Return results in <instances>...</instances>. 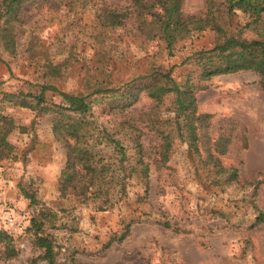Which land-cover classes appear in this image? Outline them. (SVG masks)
I'll return each mask as SVG.
<instances>
[{
	"label": "rangeland",
	"instance_id": "obj_1",
	"mask_svg": "<svg viewBox=\"0 0 264 264\" xmlns=\"http://www.w3.org/2000/svg\"><path fill=\"white\" fill-rule=\"evenodd\" d=\"M83 1L27 5L21 20L12 24L15 51L8 53L0 42V115L12 119L6 140L14 148L9 158L0 160V231L13 239L16 264H31L38 255L27 230L41 205L53 214L44 229L55 238L58 264H264V223L249 229L254 214L247 205L253 199L264 213V92L253 73L199 81L205 88L197 91V109L212 115L210 138L229 140L226 153L219 156L224 173L207 179L202 161L189 153L186 144L177 143L168 163L160 170L152 168L148 192L140 179L133 178L128 181V198L112 209L99 212L91 200L81 203L57 191L55 185L66 162L64 143L54 140L47 117L2 104L3 94L35 91L36 85L46 83L86 96L96 80L122 85L145 74L153 62L164 70L174 66L172 76L178 82L189 78L197 83L200 69L192 55L212 48L214 41L206 31L180 41L168 57L158 41H145L133 20L102 29L95 17L97 6H84ZM104 2L113 8L128 5L127 0ZM203 7L204 0H185L187 13ZM247 22L241 13L220 18L230 34L243 30ZM243 36L252 39L256 32L247 28ZM46 57L59 67V77L47 76ZM90 99L93 121L107 127L120 121V115L109 113L115 98L97 95ZM152 105L141 95L132 111ZM155 140L151 133L142 137L146 148ZM233 170L239 183L233 180ZM244 182H254L258 188L243 186ZM26 190L35 194L36 204L22 194ZM10 213L12 225L6 222ZM130 219L138 222L128 237L107 247ZM165 222L172 227L164 228Z\"/></svg>",
	"mask_w": 264,
	"mask_h": 264
},
{
	"label": "trees",
	"instance_id": "obj_2",
	"mask_svg": "<svg viewBox=\"0 0 264 264\" xmlns=\"http://www.w3.org/2000/svg\"><path fill=\"white\" fill-rule=\"evenodd\" d=\"M48 1L72 5L78 0H0V42L5 51H15L12 24L21 20L25 7ZM127 2L123 8H113L104 0H84L82 5L97 6L95 17L102 29L123 26L133 20L135 30L145 41H158L168 57L174 55L180 41L206 31L212 33V48L198 50L192 55L200 69L197 83L189 78L178 82L172 76L174 66L164 70L153 62L145 74L122 85L112 86L110 82L98 81L94 77L96 85L86 96L68 94L44 83L36 85L35 91L6 93L1 98L2 104L30 109L48 118L54 140L64 143L66 149L65 166L55 185L57 191L61 196H73L81 203L91 200L99 212L126 200L128 181L133 178L144 183L147 193L152 168L160 170L164 167L177 143L186 144L189 153L197 157L199 163L202 161L207 179H214L226 171L219 156L226 153L229 140L213 142L210 138L212 115L199 113L197 109V91L205 88L199 85V81L250 72L258 76L264 92V0H204L203 10L197 13L185 12V0ZM237 13L248 20L242 29L255 30V38L244 37L243 30L230 34L222 27L221 16L230 17ZM43 67L47 76H60L59 67L52 65L47 57ZM139 80L147 83H139ZM97 95L115 98V105L110 107L109 113L120 115V121L109 123L107 127L92 120L90 98ZM141 95L148 97L153 105L148 110L134 112L132 108ZM12 128V119L0 115V160L5 156L9 158L14 150L6 140ZM146 133L153 134L156 139L147 148L142 141ZM233 180L239 183L236 172ZM242 185L258 188L254 182ZM22 194L31 204L37 203L34 193L26 190ZM247 205L254 214L249 229H255L264 223V213L253 199ZM52 217L49 208L41 205L31 219L27 233L34 251L38 252L37 257L30 260L31 264H58L55 238L44 229ZM221 217L225 218L224 215ZM137 222L130 219L124 223L107 247L112 242L121 243L126 239ZM162 226L172 227L168 222ZM174 230L179 231L177 227ZM16 259L12 237L6 231H0V264H16ZM72 264L77 263L72 261Z\"/></svg>",
	"mask_w": 264,
	"mask_h": 264
},
{
	"label": "built area",
	"instance_id": "obj_3",
	"mask_svg": "<svg viewBox=\"0 0 264 264\" xmlns=\"http://www.w3.org/2000/svg\"><path fill=\"white\" fill-rule=\"evenodd\" d=\"M6 222H7L9 225H12V223H13L12 213H10V214L7 215V217H6Z\"/></svg>",
	"mask_w": 264,
	"mask_h": 264
}]
</instances>
